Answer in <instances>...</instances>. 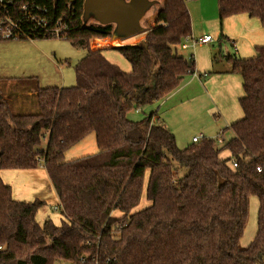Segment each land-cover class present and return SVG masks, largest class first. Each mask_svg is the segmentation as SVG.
Masks as SVG:
<instances>
[{"label": "trees", "instance_id": "1", "mask_svg": "<svg viewBox=\"0 0 264 264\" xmlns=\"http://www.w3.org/2000/svg\"><path fill=\"white\" fill-rule=\"evenodd\" d=\"M188 1L164 0L142 39L110 47L129 62V72L105 57L108 48H90L89 39L107 37L106 30L76 33L79 0H58L54 14L48 0L8 5L14 16L22 5L35 14L44 9L48 26L60 20L58 38L85 54L73 65V85L41 87L30 76L17 82V92L0 91V169L42 166L62 215L58 224L49 217L39 224L44 202L14 199L0 177V264H264V45L249 58L223 55L243 93L242 115L222 129L232 135L220 146L203 138L179 148L156 111L126 118L194 73L192 55L179 50L192 32ZM216 4L220 28L239 13L264 27V0ZM20 25L28 35L21 38H52L23 18ZM91 132L97 152L63 161ZM173 162L186 173L179 175ZM142 194L147 204L136 210ZM251 196L258 201L257 230L242 247Z\"/></svg>", "mask_w": 264, "mask_h": 264}, {"label": "rangeland", "instance_id": "2", "mask_svg": "<svg viewBox=\"0 0 264 264\" xmlns=\"http://www.w3.org/2000/svg\"><path fill=\"white\" fill-rule=\"evenodd\" d=\"M56 1L49 0L52 5ZM83 2L84 0H79V15L74 25L75 31L80 32L84 29L99 28L106 30L111 40L117 39V36L114 35L115 25L113 23L102 24L92 14H89L86 18L83 17ZM157 4V2L151 4L140 17L139 24L142 28L145 27V23L155 11ZM188 5L192 22V37L197 38L199 34L207 32L212 35L214 40L213 43H197L195 46L183 49L188 54L193 53L194 58L197 59V67L200 69L210 67L211 71H228L230 63L223 55L230 54L249 58L255 55L254 47L264 45V27L257 19H252L257 22V26L249 28L250 32H253H249V35L243 34L242 29L238 28L234 20L228 21L225 26L224 21L228 20L225 18L220 28L216 0H190ZM225 30L231 33L229 38L225 37ZM220 32L223 36L219 38ZM141 33L121 39L120 45L133 42L132 40L142 36ZM233 34H235V37H232ZM232 40L235 44L231 43ZM105 46L113 47L115 45L110 43ZM235 47L239 49L238 52L235 51ZM84 54L83 49L76 48L69 41L56 37L37 40H0V91L10 94L17 92L20 84L17 82L34 75L41 87L73 85V65ZM104 55L109 61L118 65L121 70L130 71L129 62L116 49L108 48L104 51ZM190 75L192 74L186 75L187 77L185 76L184 79H187ZM217 76L216 80L215 77L211 80L209 89L205 87L204 83H199V85L192 83L185 86L183 85L185 82L183 79L179 88L166 99L144 106L140 111H131L126 115V118L137 120L151 111H156L159 119L164 121L173 132L176 145L179 148L185 147L187 143L189 144L192 136L200 134L203 138H211L216 141L218 137H222L227 141L232 133L229 130L222 132V129L241 117L238 96L242 93V88L240 78L234 72H222V75ZM4 79L9 80L4 81ZM20 94L25 96L24 92H20ZM25 99L24 97L21 100ZM34 109L31 108V110L26 111H37L36 106ZM45 145L46 136L39 148L44 149ZM215 145L220 146L221 144L216 143ZM95 152H97L95 136L91 132L64 153L63 161H70ZM220 156L226 157L227 152L222 151ZM173 164L178 168L179 175L186 173L187 169L185 167L178 166L175 162ZM145 203L146 199L142 194L139 205L135 209H140ZM257 210V198L251 196L248 201L246 224L239 241L242 247H247L254 238L257 230ZM55 212L62 216L59 210ZM54 264H70V262L57 260Z\"/></svg>", "mask_w": 264, "mask_h": 264}, {"label": "crops", "instance_id": "3", "mask_svg": "<svg viewBox=\"0 0 264 264\" xmlns=\"http://www.w3.org/2000/svg\"><path fill=\"white\" fill-rule=\"evenodd\" d=\"M154 1L158 3L156 5V9L153 12V14L149 17L148 21L145 23V27L143 28L144 30L141 33L142 36L136 40H132L135 43L138 42L140 39H142L144 31L153 25L152 23L154 20V15H155L156 11L162 6V4L164 2V0H154ZM187 7H188V11H189L188 2H187ZM190 18H191V15H190ZM226 19H228V20H226V21L223 20L225 26L227 25L228 21L234 20L235 24L238 26V28L242 29L243 34L249 35L250 33L253 32V31L250 32L249 28L251 26H252L251 28H255L257 26V24H256L257 22L252 20V19H256V18L249 17L245 13L234 14V15L227 17ZM150 24H152V25H150ZM191 28H192V22H191ZM80 32H76V33L79 34ZM203 34H210V33L203 32L202 34H199L198 36H201ZM192 35H193V33L191 32V36ZM224 35H225V37L229 38V36H231V33L229 31L225 30ZM232 37H235V34H233ZM124 39H126V38H124ZM120 42H121V38L118 36H117V39H112V40L108 36L107 37H101V38L93 37V38L89 39V46L91 49L110 48V47H106L105 45L112 43L115 46H120ZM133 42L127 43V44H134ZM213 42H214V40L210 43H213ZM231 43L235 44L233 42V40ZM179 50L185 56L192 54V57H193L194 62H195V74H192L187 79H184L185 82L183 85H185V86L191 85L192 83H196L197 85H199V83H202V84L204 83L205 87H208V89H209V87H210L209 85L211 83V80L214 77L216 80L218 77L217 75H222V72H227V70L211 71L209 69L210 67L200 69L199 67H197V64H196L197 59L194 58L193 53L188 54V52H186L185 50H183L181 48ZM235 51L238 52L239 49H237L235 47ZM242 58H245V57H242ZM207 72H211V74L210 75H204ZM38 83H39V81H38ZM240 83H241V79H240ZM176 90H174L171 94H173ZM242 93H243V91H242ZM242 93H240V95L238 97H240L242 95ZM171 94H169L168 96H170ZM167 97H165L164 99H166ZM164 99H162L160 101H163ZM241 115H242V112H241ZM238 118H240V117H238ZM158 119H159V117H158ZM162 122H164V121H162ZM168 128H169V126H168ZM0 177L4 183L8 184L11 187V195L14 199L23 200V201H32L35 198H39L44 202V204L38 209V211L35 215V220L39 224H41L42 221L44 220V218H46V217L51 218L55 224L59 223V220L62 216H60L59 213L55 212V211L59 210L58 209V205H59L58 197H57V194H56L54 188L52 187V184L50 183V180L46 174L45 169L42 166H38L35 169H0ZM146 204H147V202L145 203V205Z\"/></svg>", "mask_w": 264, "mask_h": 264}, {"label": "built area", "instance_id": "4", "mask_svg": "<svg viewBox=\"0 0 264 264\" xmlns=\"http://www.w3.org/2000/svg\"><path fill=\"white\" fill-rule=\"evenodd\" d=\"M57 1L53 5L49 2L53 14L57 9ZM10 3H12V0H0V40H7V39L32 40L28 37L21 38V36H28L20 25V21L22 18L25 22H31L34 26L35 31H38L39 34H42L44 36L49 35L51 37H56V38L59 37L61 33L60 20H56L53 26H48L46 17L44 16V12H45L44 9L40 10V14H35L33 13L34 8L31 11H28V9L26 11L25 5L20 6L18 15L14 16L11 13V10L8 8V5ZM31 6L34 7L33 5ZM212 41L213 38L210 34H203L201 36H198L197 38L188 36L180 44V48L186 49L189 46H195V44L197 43L207 44ZM193 74H195V71ZM201 139H203L201 134L197 136H192L191 142H198ZM223 141L224 139L222 137H218L216 139L217 143H222ZM231 165L236 166V162H234V160H231ZM257 169L259 170V168Z\"/></svg>", "mask_w": 264, "mask_h": 264}, {"label": "water", "instance_id": "5", "mask_svg": "<svg viewBox=\"0 0 264 264\" xmlns=\"http://www.w3.org/2000/svg\"><path fill=\"white\" fill-rule=\"evenodd\" d=\"M154 0H84L83 17L92 14L100 23H113L114 35L121 39L136 35L144 29L139 19Z\"/></svg>", "mask_w": 264, "mask_h": 264}]
</instances>
